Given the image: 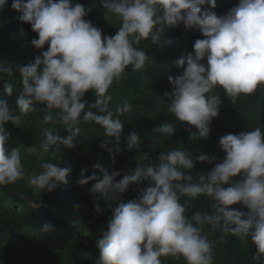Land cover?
<instances>
[{
    "label": "clouds",
    "instance_id": "obj_1",
    "mask_svg": "<svg viewBox=\"0 0 264 264\" xmlns=\"http://www.w3.org/2000/svg\"><path fill=\"white\" fill-rule=\"evenodd\" d=\"M7 4L8 0H0V9ZM103 6L106 19L114 22L115 18L120 25L114 36H104L85 19L91 7L73 0H13L11 7L21 13L18 19L30 23L38 33L32 45L41 49L47 43L49 47L34 63L18 69L22 77L16 101L18 114L0 100V186L25 179L21 152L8 147L10 133L5 125H22L21 117L36 111L31 106L34 102L46 106L43 123H60L69 133L60 135L53 127L45 128L40 143L44 152L75 147L84 123L99 125L105 136L119 142L124 129L120 117L129 113L132 105L125 100L111 109L109 90L125 78L129 66L133 72L146 71L151 60L140 47L141 41L161 42L165 27H178L182 22L206 37L197 39L194 51L175 62L184 72L169 76L175 87L164 92L170 97L167 112L195 126L200 137H209L210 124L219 114L222 100L213 94L214 89L222 88L233 103L241 95L264 89V0H239L223 16L213 10L216 0H103ZM0 73L11 76L13 68L0 63ZM4 90L12 95L14 84L5 80ZM89 90L96 97L91 104L83 99ZM158 130L165 136L175 131L169 123L161 124ZM219 144L226 153L223 161L197 180L189 172L196 161L212 163L215 157L200 153L193 159L182 147L161 154L153 163L140 160L119 181L120 172H110L100 164L94 167L103 173L102 179L95 174L85 177L87 170L83 169L78 185L98 180L91 191L106 202L120 200L130 184L154 182L136 199L120 202L112 209L108 230L97 242L100 257L96 264H164L161 257L183 258L186 264H213L214 241L209 233L217 232L219 243L228 235L250 238L257 249L252 259L264 262V132L256 127L229 133ZM100 146L112 151L107 143ZM140 147L141 137L131 132L127 148ZM143 160H149L147 153ZM40 167L42 172L27 177L30 187L53 191L56 182H67L70 169L50 162H41ZM237 177L241 179L234 180ZM182 197L188 200L182 203ZM201 197L210 198L211 212L196 211L189 217L190 201ZM238 203L247 211L230 207ZM95 211L103 209L96 204ZM52 228L48 223L43 226L44 231Z\"/></svg>",
    "mask_w": 264,
    "mask_h": 264
},
{
    "label": "trees",
    "instance_id": "obj_2",
    "mask_svg": "<svg viewBox=\"0 0 264 264\" xmlns=\"http://www.w3.org/2000/svg\"><path fill=\"white\" fill-rule=\"evenodd\" d=\"M12 3L13 0H8L7 6L0 9V63L13 68L11 76L0 73V100L6 101L14 114H18L16 101L22 90V77L18 69L34 63L36 57L47 50L49 45L46 43L41 49L32 45L31 41L38 38V33L32 30L30 23L18 19L21 13L11 7ZM73 3L91 7L85 19L100 28L104 36H114L118 32L120 25L115 23V18L114 22H110L105 17L103 0H73ZM238 4L239 0H216L213 10L218 16H223ZM205 38L195 27L186 28L181 22L178 27H165L159 43L141 41L140 47L151 60L146 64V71L133 72L129 66L125 78L109 90L113 96L109 105L111 109L122 105L125 100L132 105L131 111L120 117L124 129L119 142L114 137L105 136L99 125L84 123L80 125L82 131L75 147L61 146L59 150L44 152L40 143L45 128L53 127L60 135L66 136L69 133L60 123H43L46 106L35 102L31 106L36 111L21 117L22 125L16 126L11 122L5 125L10 133L8 147L20 150L26 173L25 179L6 186L19 189L41 206L34 207L27 200L0 187V264H96L99 256L85 239L97 243L108 230V221L113 216L112 209L120 202L136 199L143 190L154 186L151 180L130 184L127 191L121 194L120 200L106 202L98 192L91 191L98 180H91L84 186L78 185L77 180L83 169L87 170L85 177L95 174L102 179L103 173L94 167L100 164L110 172H120L116 178L119 181L134 170L140 160L153 163L158 161L161 154L166 155L172 149L182 147L190 151L193 159L200 153L215 157L212 163L196 161L195 167L189 172L197 180L199 175L206 174L215 164L223 161L226 153L219 144L222 136L251 131L256 127L264 132V89L258 88L251 95H241L235 103L222 88L214 89L213 94L220 95L222 103L218 116L210 124L211 132L207 138L200 137L195 126L179 121L167 112L170 97L164 96V92H172L175 87L168 77H178L184 72V67H178L175 62L194 51L193 45L197 39ZM203 62L207 64L206 58ZM5 80L14 84L10 96L4 90ZM83 99L89 104L94 103L95 93L89 90ZM163 123L171 124L174 133L168 136L161 133L158 129ZM131 132L141 137L139 149L127 148V137ZM102 142L107 143L112 151L102 148ZM29 147L36 150L28 152ZM144 153L148 154L149 160H143ZM41 162L70 169L67 182H56L57 187L53 191L30 187L27 177L43 171ZM186 200L187 197L181 198L182 203ZM211 203L208 197L192 200L186 214L191 217L196 211L211 212ZM96 204L100 205L102 212L95 211ZM230 207L247 211L241 203ZM46 223L53 228L44 231ZM219 235V232L209 233V238L214 241L213 264H264L252 259L257 249L250 238L240 239L228 235L224 243H219L216 242ZM161 259L164 264H186L183 258Z\"/></svg>",
    "mask_w": 264,
    "mask_h": 264
},
{
    "label": "water",
    "instance_id": "obj_3",
    "mask_svg": "<svg viewBox=\"0 0 264 264\" xmlns=\"http://www.w3.org/2000/svg\"><path fill=\"white\" fill-rule=\"evenodd\" d=\"M0 187L3 188V189H5V190H7V191H9L10 193H12V194H14V195H16V196H19V197H21V198L27 200V201H28L30 204H32V205H33V202H35V201L32 200L30 197H28V196H26L25 194H23V193H22L19 189H17V188L10 187V186H6V185H4V186H0ZM35 203H37V202H35ZM37 204H38L39 207L41 206L39 203H37ZM85 242H86L87 244H89L91 247H93V248L95 249V251L97 252L98 256L100 257V250H99V248H98L97 243L94 242L93 240H88V239H85Z\"/></svg>",
    "mask_w": 264,
    "mask_h": 264
},
{
    "label": "rangeland",
    "instance_id": "obj_4",
    "mask_svg": "<svg viewBox=\"0 0 264 264\" xmlns=\"http://www.w3.org/2000/svg\"><path fill=\"white\" fill-rule=\"evenodd\" d=\"M37 208H39V206H37Z\"/></svg>",
    "mask_w": 264,
    "mask_h": 264
}]
</instances>
